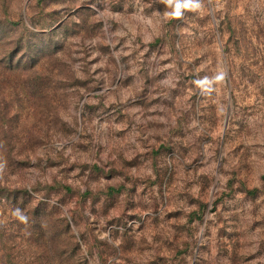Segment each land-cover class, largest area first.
Instances as JSON below:
<instances>
[{"label": "rangeland", "instance_id": "rangeland-1", "mask_svg": "<svg viewBox=\"0 0 264 264\" xmlns=\"http://www.w3.org/2000/svg\"><path fill=\"white\" fill-rule=\"evenodd\" d=\"M0 264H264V0H0Z\"/></svg>", "mask_w": 264, "mask_h": 264}, {"label": "clouds", "instance_id": "clouds-1", "mask_svg": "<svg viewBox=\"0 0 264 264\" xmlns=\"http://www.w3.org/2000/svg\"><path fill=\"white\" fill-rule=\"evenodd\" d=\"M189 2H190V0H189ZM169 3H171V0H169ZM184 7H188L189 5H188V3H185L184 5H183ZM181 7V5L179 4V3H177L176 4V8H177V11H176V13H175V15H179L180 13H179V8Z\"/></svg>", "mask_w": 264, "mask_h": 264}]
</instances>
